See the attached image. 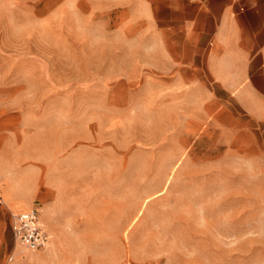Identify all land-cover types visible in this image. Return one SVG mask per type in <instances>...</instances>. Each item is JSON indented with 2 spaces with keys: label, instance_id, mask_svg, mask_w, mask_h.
<instances>
[{
  "label": "rangeland",
  "instance_id": "rangeland-1",
  "mask_svg": "<svg viewBox=\"0 0 264 264\" xmlns=\"http://www.w3.org/2000/svg\"><path fill=\"white\" fill-rule=\"evenodd\" d=\"M107 2L0 0V70L25 86L0 99L37 115L23 149L12 150L25 157L18 194L47 236L44 247L20 252L8 227L17 211L6 212L0 259L264 264V175L242 145L223 156L217 128L171 97L176 44L121 43ZM34 55L42 64L30 62Z\"/></svg>",
  "mask_w": 264,
  "mask_h": 264
},
{
  "label": "crops",
  "instance_id": "crops-1",
  "mask_svg": "<svg viewBox=\"0 0 264 264\" xmlns=\"http://www.w3.org/2000/svg\"><path fill=\"white\" fill-rule=\"evenodd\" d=\"M107 1L105 14L116 18L111 31L122 32L121 43H170L172 51L176 44L167 68L171 97L189 103L186 114L196 108L189 118L217 128L223 156L234 158L242 145L255 174L264 175V0ZM40 59L29 57L36 64ZM24 87L8 69L0 70V95L21 93ZM57 112L65 120L66 109ZM36 116L31 105L11 106L0 99V219L11 210H29L22 211L28 201L18 191L25 181L15 171L25 157L12 150L23 149L27 126ZM8 227L11 234L10 218Z\"/></svg>",
  "mask_w": 264,
  "mask_h": 264
},
{
  "label": "built area",
  "instance_id": "built-area-1",
  "mask_svg": "<svg viewBox=\"0 0 264 264\" xmlns=\"http://www.w3.org/2000/svg\"><path fill=\"white\" fill-rule=\"evenodd\" d=\"M9 218L14 245H17L24 252L44 247L47 236L39 222L36 209L31 208L27 211L12 213ZM12 258L13 254H9L5 261Z\"/></svg>",
  "mask_w": 264,
  "mask_h": 264
},
{
  "label": "bare ground",
  "instance_id": "bare-ground-1",
  "mask_svg": "<svg viewBox=\"0 0 264 264\" xmlns=\"http://www.w3.org/2000/svg\"><path fill=\"white\" fill-rule=\"evenodd\" d=\"M16 246H17V245H16ZM17 247H18V246H17ZM18 249H19V251H20V252H24V251H23V250H21L19 247H18Z\"/></svg>",
  "mask_w": 264,
  "mask_h": 264
}]
</instances>
